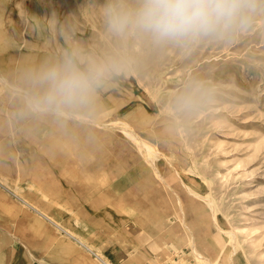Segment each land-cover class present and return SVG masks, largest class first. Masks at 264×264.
Instances as JSON below:
<instances>
[{
	"label": "rangeland",
	"instance_id": "rangeland-1",
	"mask_svg": "<svg viewBox=\"0 0 264 264\" xmlns=\"http://www.w3.org/2000/svg\"><path fill=\"white\" fill-rule=\"evenodd\" d=\"M252 2L224 37L158 44L109 26L110 7L138 0H0V72L32 96L43 92L34 82L41 70L69 57L83 71L119 69L101 77L86 106L64 110L93 122L37 114L0 81V194L11 202L0 204V264H264V0ZM189 86L194 103L180 107ZM130 94L135 113L150 107L158 128H173L171 161L188 159L212 206L178 178L176 192L142 187L137 208L128 158L114 157L115 132L98 125L115 121L118 99L127 104ZM19 198L47 208L46 227ZM189 229L210 262L197 257Z\"/></svg>",
	"mask_w": 264,
	"mask_h": 264
},
{
	"label": "clouds",
	"instance_id": "clouds-1",
	"mask_svg": "<svg viewBox=\"0 0 264 264\" xmlns=\"http://www.w3.org/2000/svg\"><path fill=\"white\" fill-rule=\"evenodd\" d=\"M254 7L252 0H138L134 9L122 4L110 7L108 23L118 34L132 28L158 44H187L228 35L243 26ZM118 70L92 65L83 71L72 57L66 58L63 64L47 67L35 77L43 92L30 96L28 106L33 111L55 113L86 106L101 77ZM194 92L189 86L177 97L178 106L191 107Z\"/></svg>",
	"mask_w": 264,
	"mask_h": 264
},
{
	"label": "bare ground",
	"instance_id": "bare-ground-1",
	"mask_svg": "<svg viewBox=\"0 0 264 264\" xmlns=\"http://www.w3.org/2000/svg\"><path fill=\"white\" fill-rule=\"evenodd\" d=\"M0 81L3 83V84L1 83L2 86H4L6 89L11 90L14 93L20 92L24 96V98L27 100V103H28V98L30 96H32L28 90H26L24 88L17 87L14 84H12L10 81H8L1 74V72H0ZM129 96H131V97L128 99L127 104H125V102L123 101V99L121 97L118 99V102H117L118 110L115 111L117 113V117H116L115 121H113L111 124H98V125L100 127L107 125L106 128H108V127L113 128L115 134L109 135L108 139H109V144H111V146H115V148L113 150L114 157H116L122 163H126V157L128 158L127 162H128V167L130 168L129 172H131L133 174L132 175L133 179L131 178L133 180V184H132L133 187L132 188H134L133 194L135 196V199L134 198L133 199L136 200L137 208L142 206L141 205L142 202L140 201L139 196L141 195L143 189H149L151 186L152 187L159 186V189L163 188V189H167L168 191H171V192H176L177 190L175 191V189H176L175 187H177V186H175L174 180L178 179V178L181 179L183 187H185L186 189H188L189 191H192L194 193L192 195H194V196L196 195V197L204 200V202L207 201V204H208V201H210V200H208V198L205 197L204 194L208 193L207 191L209 189V186L202 183L201 181H198L197 178L199 177V174L190 165V163L188 162V159L186 157L180 155V157H178L179 160L176 163L171 161L172 156L176 157L179 155L176 152V148H175V145L177 144V142H176L177 138L174 134L173 128L171 129L168 126L163 128V129L158 128V125L162 122H159L157 120V118H156L157 116H155L154 113L151 112L152 108H150V107H148L146 110H144L142 112L135 113L134 111L137 107L136 103H138L139 98L134 97L132 94H130ZM15 104H17V103H15ZM30 112H31V110H30ZM37 112L38 111H36V113ZM53 113H55V112H53ZM59 114H61L62 116H67L71 119L72 118L81 119V120L84 119L83 117L81 118L80 115L70 114L64 110L62 112H60ZM85 121L93 122L91 119H86ZM76 126H77V124H76ZM113 138L116 139V144L112 143ZM102 145H104V144H102ZM102 148H105V146ZM106 149H107V147H106ZM165 151H168V153ZM106 152H107V150H106ZM175 160H177V159H175ZM103 162L105 163V160L102 161V163ZM107 163H109V162L107 161ZM109 164L107 165V167H109L111 165V164L110 165ZM116 166H118V165H116ZM121 166H122V170L125 169V167L123 168V164H121ZM121 166H120V168H121ZM113 168H115V165H114V167H112V169ZM115 169H113V170H115ZM188 174L195 176L194 181L199 182L200 190H197V189L194 190V186L190 182L185 181V179H186L185 176H188ZM115 175H117V174H115ZM126 176L128 177L129 175H126ZM103 177H102V179H103ZM106 179H107V177H106ZM123 180H125V178ZM123 182L124 181L120 180V183H123ZM1 184H3V183H1ZM2 186L4 187V185H2ZM141 188H142V190H141ZM6 189L9 190L8 188H6ZM162 192H163V190H162ZM12 193L15 194L14 192H12ZM129 194H131V193L129 192ZM151 194H154L153 190H151ZM189 194H190V192H189ZM19 200L26 204V205L24 204V206L28 207L31 210H35L37 215L40 217V218H35V221H37L38 226L43 227V228L46 227V222H44V221L50 220L47 216L50 213L49 211H47V208H44V205H38V206H36L38 209H35L33 205L27 203L22 198H19ZM0 201H1L0 202L1 206H4V207L8 206L7 201H9V200L3 194H0ZM4 202H6V203L4 204ZM131 204H133V202ZM164 205H165V203H164ZM210 205L212 206L213 202ZM182 206H183V204H182ZM147 217H144V218H147ZM154 220L155 219H151V222H155ZM51 222H52V220H51ZM57 229H60V227L58 225H57ZM189 231H190V229H189ZM242 231L246 232V229H244ZM67 235L70 236L71 239L73 238V240H76V242H78L79 246L82 245V246H84V248H87L85 246L86 244H84L78 238H76V237H74L68 233H67ZM190 236L193 239L192 245L196 249L197 257H199L203 261L210 262L209 259H207L206 257H204L203 255H201L199 253L197 244L195 242L194 233L191 231H190ZM229 236H232L234 238L236 236V234H235V232H229ZM232 237H230V238H232ZM20 245L22 246V248H24V246H25L23 243H20ZM3 257H4L3 254H1V258H3ZM101 262L103 264H107L104 260H101Z\"/></svg>",
	"mask_w": 264,
	"mask_h": 264
}]
</instances>
